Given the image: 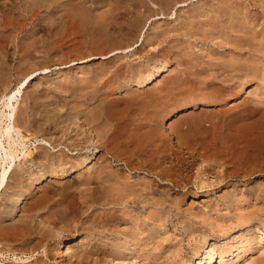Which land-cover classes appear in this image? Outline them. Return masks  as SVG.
<instances>
[{
    "label": "rangeland",
    "instance_id": "374dc122",
    "mask_svg": "<svg viewBox=\"0 0 264 264\" xmlns=\"http://www.w3.org/2000/svg\"><path fill=\"white\" fill-rule=\"evenodd\" d=\"M12 1L0 0L2 8L10 3L17 8L13 14L0 12L4 15L0 24L9 23L14 29H0V98L21 89L13 104L22 124L19 128L29 139L26 150L33 158L43 153L47 159L38 157L40 160L24 164L25 168L23 159L6 189L0 190V264H119L122 254L116 248L127 239L131 243L120 249L124 264H198L200 259L205 261L206 252L213 255L212 264H264V0H142L144 6V2L137 5L127 20L118 16L110 27L106 18L98 17L108 6L97 8L102 12L95 9L98 16L93 14L90 20H58L46 7L50 0H35L44 4L40 10L35 2L33 6L34 0ZM236 18L242 20L235 22ZM247 23L252 28H246ZM235 46L240 47L239 53ZM225 61L232 65L226 63V67ZM243 61L253 66L238 72L239 80L234 69ZM161 66L166 70L160 77L140 87ZM27 78V84L31 81L28 87L23 85ZM243 82L249 92L242 96L238 89ZM193 103L197 107L171 115ZM43 138L51 143L37 141ZM45 171L49 177L38 186ZM129 185L137 190L141 186L143 200L161 197L163 205L153 206L156 203L146 199L145 206L138 208L127 197L134 190ZM150 186L151 190L145 189ZM19 193L26 200L19 202L12 215H6L8 197L17 199ZM155 193H159L157 197ZM95 199L101 206L93 203ZM150 227L157 229L152 232ZM117 230L124 240H119ZM81 236L89 241L79 254L75 249L65 254L57 250L61 240L67 243ZM221 257L225 259L221 261Z\"/></svg>",
    "mask_w": 264,
    "mask_h": 264
},
{
    "label": "bare ground",
    "instance_id": "6f19581e",
    "mask_svg": "<svg viewBox=\"0 0 264 264\" xmlns=\"http://www.w3.org/2000/svg\"><path fill=\"white\" fill-rule=\"evenodd\" d=\"M30 1V3H31V1L32 0H29ZM40 1V0H39ZM38 1V2H39ZM44 1H46V0H44ZM223 1H227V0H223ZM244 1H246V0H244ZM260 1V0H259ZM262 1V0H261ZM260 1V2H261ZM4 2V1H3ZM11 2V1H10ZM12 2H14V0L12 1ZM16 3H17V0L15 1ZM20 2V1H19ZM18 2V3H19ZM26 4L25 5H27V3H28V1L26 2V1H24ZM34 2H35V0L32 2L33 3V6H34ZM41 2H43V1H41ZM49 2V1H48ZM50 2H51V4H49V5H46V7H47V9L49 10V9H51V10H53L56 14L55 15H57V16H55L54 18H58V17H67L66 19H71V20H77V19H79V21H80V19L81 18H87V19H85V20H90V18L88 19V17H90V16H93V14L95 15V16H98V14L96 13V11L97 10H99V9H97V8H99V6H100V8L102 7V9H104L103 7L104 6H108V8L105 10V11H100L99 10V12H102L101 13V15L100 16H98V17H103L104 18V20H105V18H106V20L108 21L106 24H108L107 25V27H110V26H113V22L115 23V21H113V20H116V18L117 19H122V17H124L126 20L128 19V18H126V16L128 17V15H129V13H134V9H135V7L138 5V6H140V3L142 4V2H144L143 3V6L145 5V3H146V1H142V0H50ZM169 2V1H168ZM172 1H170V3H171ZM181 2H182V0H181ZM228 2V1H227ZM235 2H237V1H235ZM15 3V4H16ZM17 3V4H18ZM21 3H23V2H21ZM160 3V2H159ZM186 3V2H185ZM219 3H221V2H219L218 1V3L217 4H219ZM241 3H243V2H241ZM259 3V2H258ZM12 4H14V3H12ZM24 4V3H23ZM23 4H21L22 6H23ZM35 4H36V6L37 5H39V3L37 4V1L35 2ZM43 3H40V5H42ZM46 4H48V3H46ZM148 4V3H147ZM173 4V3H172ZM209 4H211V3H209ZM224 4H226V3H224ZM229 4V3H228ZM233 4H234V1H233ZM240 3L238 2V5L236 6V7H239L240 5H239ZM253 4V3H252ZM254 4H256V3H254ZM262 4H264V2L262 3ZM31 5V4H30ZM39 5V6H40ZM44 5V4H43ZM150 5V4H149ZM166 5V4H165ZM167 5H168V3H167ZM243 5H245V4H243ZM242 5V7H244ZM5 6V4H3V7ZM8 4H6V6L4 7V8H2L1 6H0V12L2 11V13L4 12L5 13V15L6 14H13V12L15 11V10H17V8H14V6L13 5H11V3H10V5L8 6ZM29 6V5H28ZM137 6V7H138ZM142 6V5H141ZM161 6V5H160ZM184 6V5H183ZM208 6H210V5H208ZM212 6V5H211ZM216 6V5H215ZM227 6V5H226ZM251 6V5H250ZM253 6V5H252ZM255 6V5H254ZM257 6V5H256ZM262 6V5H261ZM264 6V5H263ZM262 6V7H263ZM27 7V6H26ZM25 7V9H28V8H26ZM32 7V6H31ZM31 7H29V8H31ZM35 7V6H34ZM153 7V6H152ZM163 7H165V6H163ZM168 7H170L169 5H168ZM194 7H195V5H194ZM199 8L197 9V12L199 11V9H200V6H198ZM218 7H222L221 6V4H220V6L218 5ZM218 7H216V8H218ZM227 7H229V6H227ZM232 7V6H231ZM236 7H234V5H233V9L234 8H236ZM33 8V7H32ZM38 8V7H37ZM40 8H41V6L39 7V10H40ZM106 8V7H105ZM147 8V7H146ZM145 8V9H146ZM210 8H213V7H210ZM220 8H218V9H220ZM223 8V7H222ZM226 8V7H225ZM247 8V7H246ZM20 9L22 10V8L20 7ZM46 9V8H45ZM46 9V10H47ZM95 9H97L96 11H94ZM151 9V8H150ZM166 9H168V8H166ZM192 9V8H191ZM208 9H209V7H208ZM226 9H228V8H226ZM230 9V8H229ZM228 9V10H229ZM45 10V11H46ZM161 10H162V8H161ZM210 10V9H209ZM221 10V12L223 11V10H225V9H220ZM231 10L232 9H230L229 11L231 12ZM243 10V9H242ZM149 11V10H148ZM151 11V10H150ZM193 11V10H192ZM192 11H190V12H192ZM204 11H206V10H204ZM214 11V10H213ZM217 11V10H216ZM215 11V12H216ZM226 11V10H225ZM235 11H237V10H235ZM26 12H27V10H26ZM29 12V11H28ZM141 12H142V10H141ZM140 12V13H141ZM159 12V11H158ZM161 12V14H162V11H160ZM165 12V11H164ZM189 12V11H188ZM189 12V13H190ZM201 12V11H200ZM227 12V11H226ZM230 12H229V14H230ZM238 12V15H240L241 13L239 12V10L237 11ZM237 12H236V14H237ZM166 13H167V11H166ZM192 13H195V12H192ZM203 13V12H202ZM209 13V12H208ZM217 13H219V12H217ZM225 12H223L222 14H224ZM240 13V14H239ZM53 14V13H52ZM137 14V13H136ZM145 14V13H144ZM191 14V13H190ZM196 14V13H195ZM194 14V15H195ZM199 14V13H198ZM205 14V13H204ZM221 14V13H220ZM228 14V13H227ZM233 14V13H232ZM243 14V13H242ZM142 15V14H141ZM146 15V14H145ZM162 15H164V14H162ZM166 15V14H165ZM189 15V14H188ZM200 15H201V13H200ZM1 17L2 16H4V15H0ZM12 16V15H11ZM118 16H121V17H119L118 18ZM134 16H135V14H134ZM143 16V15H142ZM152 16V15H151ZM197 16V15H196ZM195 16V17H196ZM6 17V16H5ZM4 17V18H5ZM49 17V16H48ZM189 18H190V16H188ZM200 17V16H199ZM218 17H219V14H218ZM27 18V17H26ZM56 18V19H57ZM60 18V19H61ZM97 18V17H96ZM123 18V19H124ZM140 18H141V16H140ZM154 18V17H153ZM193 18V17H192ZM198 18V17H197ZM215 18V17H214ZM222 18V17H221ZM229 18H230V16H229ZM238 18V17H237ZM235 19L234 21L235 22H237V20L238 19ZM242 18V17H241ZM7 19V18H6ZM5 19V20H6ZM65 19V20H66ZM123 19H122V21H123ZM234 19V18H233ZM233 19H232V21H233ZM245 19V18H244ZM26 20V19H25ZM29 20H31V19H29ZM38 20H40V18L38 19ZM42 20H45V19H42ZM58 20H59V18H58ZM64 20V19H63ZM82 20H84V19H82ZM126 20H124V21H126ZM199 20V19H198ZM201 20H203V19H201ZM239 20H242V19H240L239 18ZM238 20V21H239ZM27 21H28V19H27ZM61 21V20H60ZM79 21H78V23H79ZM221 21V20H220ZM231 21V22H232ZM244 21V20H243ZM37 22V21H36ZM42 22V21H41ZM62 22V21H61ZM60 22V23H61ZM74 22H77V21H74ZM73 22V23H74ZM85 22V21H84ZM121 22V21H120ZM136 22V21H135ZM141 22V21H140ZM207 22V21H206ZM223 22V21H222ZM241 22V21H240ZM247 22V21H246ZM55 23V22H54ZM103 23H105V22H103ZM102 23V24H103ZM110 23H111V25H110ZM116 23H117V21H116ZM197 23V22H196ZM214 23H216V22H214ZM234 23V22H233ZM68 24V23H67ZM91 24V23H90ZM98 24V23H97ZM128 24V23H127ZM218 24V22L216 23V25ZM227 24V23H226ZM225 24V25H226ZM235 24V23H234ZM242 24H245V23H242ZM248 24V23H247ZM15 25V24H14ZM36 25V24H35ZM110 25V26H109ZM120 26H119V28H124V26H123V24L121 25V24H119ZM132 25V24H131ZM194 25V24H193ZM215 27H216V25L215 24H213ZM219 25H223L221 22H220V24ZM237 25V24H236ZM241 25V24H240ZM246 25V24H245ZM51 26V25H50ZM127 26V25H126ZM200 26V25H199ZM204 26H205V24H204ZM214 26H213V28H214ZM227 26V25H226ZM232 26V25H231ZM231 26H229L231 29H232V27ZM234 26V25H233ZM239 26V25H238ZM242 26V25H241ZM250 25L248 24V26H246V28L247 27H249ZM13 27V26H12ZM11 26H10V24L9 23H6V24H0V29L1 30H9V31H13L14 29L12 28ZM23 27H24V25H23ZM94 27V26H93ZM202 27V26H201ZM211 27H212V25H211ZM221 27V26H220ZM219 27V28H220ZM228 27V28H229ZM240 27V26H239ZM239 27H238V29H239ZM243 28H244V25L242 26ZM251 27V26H250ZM15 28H18V27H15ZM32 28V27H31ZM105 28H106V26H105ZM203 28V27H202ZM218 28V27H217ZM222 28H224V25H223V27H221V31H222ZM235 28H236V26H235ZM246 28H245V30H246ZM252 28V27H251ZM42 29V28H41ZM41 29H39V30H41ZM56 29H58L57 27H56ZM196 29V28H195ZM201 29V28H200ZM237 29V30H238ZM29 30V29H28ZM43 30H44V28H43ZM46 30V29H45ZM199 30V29H198ZM210 30V29H209ZM214 30V29H213ZM229 30V29H228ZM236 30V31H237ZM240 30H241V28H240ZM244 30V31H245ZM250 30V29H249ZM254 30V29H253ZM30 31V30H29ZM32 31V30H31ZM42 31V30H41ZM40 31V32H41ZM50 31V30H49ZM54 31V30H53ZM56 31V30H55ZM58 31V30H57ZM61 31V30H60ZM20 32V31H19ZM23 32V31H22ZM206 32V31H205ZM240 32V31H239ZM246 32H248V34H251L248 30L247 31H245V32H243L244 34L246 33ZM253 32V31H252ZM15 33V32H14ZM45 33V32H44ZM217 33V32H216ZM19 34V33H18ZM55 34V33H54ZM53 34V35H54ZM247 34V33H246ZM247 34V35H248ZM57 35V34H56ZM252 35H253V33H252ZM254 35H255V31H254ZM215 36V35H214ZM213 36V37H214ZM223 36H224V33H223ZM243 36H245V35H243ZM221 40V39H220ZM242 41V40H241ZM246 42H247V40H245ZM244 41V42H245ZM229 41H227V43H228ZM233 42V41H232ZM231 42V43H232ZM235 42V41H234ZM240 43V42H239ZM245 44V43H244ZM248 45V44H247ZM249 45H250V43H249ZM233 47H234V45H232ZM248 47V46H247ZM252 47V46H251ZM235 48H236V46H235ZM240 48V47H239ZM239 48H236V50H237V52H238V49ZM243 48H241L240 50H242ZM247 49V48H246ZM232 50V49H231ZM235 50V49H234ZM232 52V51H231ZM241 52H243V51H241ZM239 53V52H238ZM247 53V52H246ZM243 54V53H242ZM251 54V53H250ZM232 55V54H231ZM238 55V54H237ZM245 55V54H244ZM252 55V54H251ZM219 56V55H218ZM256 56V55H255ZM237 58H238V56H236ZM240 57H241V54H240ZM245 57V56H244ZM252 57H254V56H252ZM262 57V56H261ZM257 58V57H256ZM258 58H259V56H258ZM264 58V57H263ZM221 59V58H220ZM223 59V58H222ZM260 59H262V58H260ZM219 60V59H218ZM229 60V59H228ZM241 60V59H240ZM254 60V59H253ZM232 61V60H231ZM235 61H237V60H235ZM250 61V60H249ZM257 61V60H256ZM230 62V61H229ZM228 62V63H229ZM244 62L245 61H243V64H240V65H238V67L236 68L235 67V69H234V72L236 73V75H239V73L238 72H241V71H243L244 69H247V67H249L250 68V66L249 65H251V64H244ZM254 62H255V60H254ZM208 63V62H207ZM221 63V62H220ZM227 62L225 61V64H226ZM227 63V64H228ZM232 63H234L233 61H232ZM209 64V63H208ZM216 64V63H215ZM224 64V65H225ZM227 64H226V67H227ZM235 64V63H234ZM234 64H233V66H232V68H234ZM236 64H238L237 62H236ZM211 65V64H210ZM220 65H223V63H221ZM228 65H232L231 63H229ZM216 66V65H215ZM229 66V67H230ZM253 65H251V67H252ZM254 66H256V64L254 65ZM220 67V66H219ZM224 67V66H223ZM228 67V68H229ZM258 67L259 66H257V69H258ZM212 68V67H211ZM256 68V67H255ZM216 69V68H215ZM223 69V68H222ZM222 69H220V70H222ZM225 69V68H224ZM223 69V70H224ZM229 69H231V68H229ZM252 69H254V67L252 68ZM251 69V70H252ZM256 69V70H257ZM166 69L164 68V67H162L161 66V68H158L156 71V73H154V74H152V75H150L148 78H146L145 80V82L144 83H142V84H140V87H147L150 83H153L154 81H156L159 77H160V75H161V73L163 72V71H165ZM219 70V69H218ZM227 70V72H228V69H225V71ZM233 70V69H232ZM232 70L230 71V72H232ZM250 70V69H249ZM255 70V72H257ZM209 71V70H208ZM245 71V70H244ZM247 71H248V69H247ZM246 71V72H247ZM259 71V70H258ZM206 72V71H205ZM255 72H253V73H255ZM217 73V72H216ZM248 73V72H247ZM252 73V74H253ZM229 74V73H228ZM251 74V73H250ZM232 75V74H231ZM234 75V74H233ZM236 75H234V77L236 76ZM241 75V74H240ZM239 75V77H238V79L240 80L241 78V76ZM244 75H245V73H244ZM243 75V76H244ZM247 75V74H246ZM255 75H256V73H255ZM230 76V75H229ZM248 76H249V73H248ZM253 76V75H252ZM237 77V76H236ZM256 77V76H255ZM233 78V77H232ZM245 78V77H244ZM233 80V79H232ZM237 80V79H236ZM27 81H28V78L26 79V81L23 83V85L24 86H26V87H28L29 86V83L31 82H29L28 84H27ZM227 82V81H226ZM235 82V81H234ZM233 82V83H234ZM241 82H242V80H241ZM54 83H56V82H54ZM244 83V82H243ZM225 84V83H224ZM238 84H242V83H238ZM58 85V84H57ZM235 85V84H234ZM235 86H237V84L235 85ZM248 85H246L245 83L244 84H242L240 87H239V89H238V95H242V94H245V93H247V92H249V90H248V88L249 87H247ZM40 87V86H39ZM231 87V86H230ZM236 89V88H235ZM253 89H255V87L253 88ZM256 89H257V86H256ZM12 91L13 90H11L10 92H8V93H3V95H2V97L0 98L1 99V105H0V190L2 191V190H4V189H6V187L8 186V184H9V181H10V178L12 177V174H13V172H17V171H15L16 170V168H17V166H19L20 164H22V161H23V159H25L24 160V163L22 164L23 166H24V164H26L27 162H29V161H35V159L36 160H40L38 157H41V159L43 158V159H47V156L44 154L43 155V153H41V154H39V155H37V157H35V158H33L32 157V153H29L26 149H27V143H29V139H27L25 136H24V134H23V132H22V130L19 128V125L21 126L22 124H19V122H18V120H20V119H18L17 117H19V115L17 116V110H16V107H15V105L13 104V100L16 98V96H17V92H19V93H21V89H18L16 92L14 91V93H12ZM250 91H252V90H250ZM37 92L39 93V91H36V94H37ZM228 92V91H227ZM10 93H12V94H10ZM10 94V95H9ZM35 95V94H34ZM230 95V94H229ZM243 96V95H242ZM34 97V96H33ZM235 97V96H234ZM234 97H232V98H234ZM236 99V98H235ZM238 99V98H237ZM230 100V99H229ZM226 101V100H225ZM208 102V101H207ZM227 102V101H226ZM226 102H224V103H226ZM196 103V102H195ZM195 103H193V104H189V105H183L182 107H180L177 111H175V112H173L171 115L172 116H174V115H176L178 112H180V111H183V110H187L188 108H190V107H197L196 105H195ZM220 103H222L221 101H220ZM230 103V102H229ZM264 114V113H263ZM74 115V114H73ZM76 116H79V115H77L76 114ZM264 116V115H263ZM75 117V116H74ZM73 117V119H75ZM262 117V116H261ZM69 118H70V116H69ZM68 118V120H70ZM18 119V120H17ZM71 119H72V117H71ZM76 120V119H75ZM78 120V119H77ZM49 121V120H48ZM23 122V121H22ZM21 122V123H22ZM66 122H67V120H66ZM76 122V121H75ZM26 123H28L27 125H29L30 123L29 122H26ZM72 123L74 124V121H72ZM32 124V123H31ZM63 124V123H62ZM76 124V123H75ZM74 124V125H75ZM78 126H80L79 124H77ZM25 126H26V124H25ZM31 126V125H30ZM27 128H29V126H27ZM42 128V127H41ZM78 128V127H77ZM64 130V129H63ZM67 131V130H66ZM64 133V132H63ZM67 133V132H66ZM69 134V133H68ZM64 136H65V134H64ZM37 141H39L41 144H45V143H49L48 141H46L44 138L43 139H37ZM53 142V141H52ZM82 142V141H81ZM51 143V142H50ZM55 143V142H54ZM58 142H56V144H57ZM80 144V143H79ZM72 145V144H71ZM74 145V144H73ZM58 146V145H57ZM248 146V145H247ZM252 149V148H251ZM38 154V153H37ZM20 163V164H19ZM72 164V163H71ZM21 165V166H22ZM22 166V167H23ZM21 167V168H22ZM24 168H25V166H24ZM23 168V169H24ZM89 167H87V169H88ZM136 168V167H135ZM26 171H27V169H25ZM26 171H25V174H26ZM29 171V170H28ZM27 171V172H28ZM63 171V170H62ZM67 171V170H66ZM154 171V170H153ZM156 171V170H155ZM171 171V170H170ZM169 171V172H170ZM19 172V171H18ZM20 172H21V170H20ZM151 172V171H150ZM164 172H166V171H164ZM163 172V173H164ZM61 174H62V172H60ZM59 173V174H60ZM63 173H64V171H63ZM30 174V173H29ZM65 174H69V172L68 173H64V175ZM63 175V176H64ZM169 175V174H168ZM59 176H61V175H59ZM103 176V175H102ZM161 176V175H160ZM24 177V176H23ZM22 177V178H23ZM40 177H42V178H40L39 180L40 181H38L37 182V185L38 186H40L41 184L43 185V183L48 179V177H49V174L47 173V171H45V173H43V175L42 176H40ZM108 177V176H107ZM110 177V176H109ZM109 177H108V180H109ZM111 177H113V176H111ZM158 177V176H157ZM164 177V176H163ZM17 178H19V177H17ZM16 178V179H17ZM21 178V179H22ZM106 178V177H105ZM170 178V177H169ZM112 179V178H111ZM161 179V178H160ZM173 179V178H172ZM90 180H91V177H90ZM107 180V181H108ZM117 180H118V178H117ZM117 180H115V181H117ZM137 180V179H136ZM89 181V180H88ZM95 182V181H94ZM135 182H137V183H135ZM134 183L135 184H138V181H135ZM169 182V181H168ZM84 183V182H83ZM91 183V182H90ZM114 183V182H113ZM116 183V182H115ZM118 183V182H117ZM120 183H121V181H120ZM129 183V182H128ZM143 183V182H142ZM171 183V182H170ZM80 184V183H79ZM78 184V185H79ZM102 184V183H101ZM126 184V183H125ZM140 184V183H139ZM147 184V183H146ZM145 184V185H146ZM166 184V183H165ZM115 185V184H114ZM121 185V184H120ZM127 186H128V184H126ZM143 185V184H142ZM148 185H151L150 183H148ZM147 185V186H148ZM37 186V188H39ZM116 186V185H115ZM119 186V185H118ZM122 186V185H121ZM133 186V185H132ZM139 186V185H138ZM138 186H136V187H138ZM144 186V185H143ZM152 186V185H151ZM151 186L149 187V188H145V189H149V190H151L150 188H151ZM106 187V186H105ZM131 186L129 185V188H130ZM134 187V186H133ZM141 187V186H140ZM139 187V188H140ZM145 187V186H144ZM209 187H211L210 185H209ZM93 188V187H92ZM98 188V187H97ZM96 188V189H97ZM117 188V187H116ZM128 188V189H129ZM132 188V187H131ZM130 188V189H131ZM139 188H138V190L137 189H135V188H132V189H134V190H131L130 192L131 193H129L128 192V194H127V191L128 190H124L125 191V193L127 194V197L129 198V197H131V198H133L132 199V201H134V203L135 204H137V206H138V208H140V207H144L145 205V203H147V201H151L152 203H156V204H153V206L154 205H157V204H159V205H163V202L162 203H160L159 202V200H160V198L159 199H157V200H155V199H153L152 198V200H149L148 198H146L147 199V201H146V199L144 198V200H143V197H146L145 195H144V193L142 192H139L140 190H139ZM155 188V187H154ZM94 189V188H93ZM100 189V188H99ZM107 188H105V189H103V192L106 190ZM113 189H114V187H113ZM118 190H119V188H117ZM116 189V190H117ZM122 189H123V186H122ZM120 190L121 192L123 191V190ZM126 189V188H125ZM129 189V190H130ZM141 189V188H140ZM142 189H144V188H142ZM158 189V188H157ZM111 190H112V188H111ZM117 190V191H118ZM148 190V191H149ZM97 191H99V190H97ZM147 191V192H148ZM252 191V190H251ZM94 192H95V190H94ZM109 192H111L109 189H108V194H110ZM147 192H146V194H147ZM153 192V191H152ZM151 192V193H152ZM255 192H259V191H255ZM262 192V191H261ZM23 193V192H22ZM21 193V194H22ZM96 193V192H95ZM98 193V192H97ZM96 193V194H97ZM123 193V192H122ZM159 193H161V192H159ZM159 193H157V194H159ZM163 193V192H162ZM20 193H19V195H20V197L19 198H17V199H15V198H9L8 197V199H9V206L7 205V208H8V211L6 212V215L8 214V216L9 215H12L13 213H14V210H15V208L19 205V202H21L23 199H25L26 197L24 196V195H21ZM100 194V193H99ZM150 194V193H149ZM156 193H155V196L157 195ZM166 194V193H165ZM164 194V195H165ZM229 193H227V195H228ZM251 194V193H250ZM259 194H260V192H259ZM258 194V195H259ZM261 194H264L263 192L261 193ZM260 194V195H261ZM92 195H94V194H92ZM104 195H105V193H104ZM104 195H103V197H104ZM112 195H113V192H112ZM111 195V196H112ZM148 195V194H147ZM153 195V194H152ZM161 195V194H160ZM168 195V194H167ZM256 195V194H255ZM110 196V195H109ZM119 196V195H118ZM253 196V195H252ZM15 197V196H14ZM89 197V196H88ZM97 196H95V198H96ZM99 197H101V196H99ZM103 197H101L102 199H103ZM107 197V196H106ZM148 197V196H147ZM157 197V196H156ZM170 197V196H169ZM113 198H114V196H113ZM118 198H120V197H118ZM131 198H129V199H131ZM166 198V197H165ZM234 198V197H233ZM88 199V198H87ZM90 199H91V197H90ZM100 199V198H99ZM106 199V198H105ZM115 199V198H114ZM167 199V198H166ZM26 200V199H25ZM24 200V201H25ZM101 200V199H100ZM108 200H110V197L108 198ZM126 200V199H125ZM124 200V201H125ZM162 201H163V199H161ZM232 201L234 200V199H231ZM242 200V199H241ZM103 201V200H102ZM113 201V200H112ZM111 200L109 201V203L110 202H112ZM146 201V202H145ZM238 201V200H237ZM126 202H128V200L126 201ZM131 202V201H130ZM93 203H95V205H97V204H100V206H101V203H100V201L99 200H97V199H95V200H93ZM93 203H92V205H93ZM107 203V202H106ZM114 203V202H113ZM119 203V202H118ZM164 203H167L166 201L164 202ZM6 204V203H5ZM110 204H112V203H110ZM116 204V203H115ZM170 205H171V203H169ZM91 205V204H90ZM106 205V204H105ZM107 205H109V204H107ZM119 205H121V204H119ZM124 206H125V204H123ZM132 205H133V203H132ZM170 205H168V206H170ZM6 206V205H5ZM99 206V205H98ZM98 206H97V208H98ZM118 206V205H117ZM127 206V205H126ZM167 206V207H168ZM171 206H173V204L171 205ZM174 206H175V204H174ZM90 207V206H89ZM93 207H94V205H93ZM116 207V206H115ZM114 206H113V208H115ZM132 208L133 207H135V205L134 206H131ZM150 207H151V204H150ZM6 208V207H5ZM7 208H6V210H7ZM19 208V207H18ZM106 208H107V206H106ZM109 208H111L110 206H109ZM108 208V209H109ZM118 208V207H117ZM170 208V207H169ZM118 209H120V207L118 208ZM129 209V208H128ZM135 209V208H134ZM133 209V210H134ZM137 209V208H136ZM150 209V208H149ZM148 209V210H149ZM176 209V208H175ZM2 210V209H1ZM99 210V209H98ZM106 210V209H105ZM130 210V209H129ZM132 210V211H133ZM159 210H161V208L159 209ZM166 210V209H165ZM170 210H171V208H170ZM92 211H95L96 212V210H92ZM102 211V210H101ZM100 211V212H101ZM107 211V210H106ZM110 211H111V209H110ZM120 211V210H119ZM141 211V210H140ZM151 211H153V210H151ZM155 211H157V210H155ZM162 211H164V209H162ZM99 212V211H98ZM98 212H96L97 214H98ZM104 212V211H103ZM108 212V211H107ZM115 212V211H114ZM117 212V211H116ZM122 212V211H121ZM124 212H125V210H124ZM127 212H128V210H127ZM127 212H125V213H127ZM130 212L131 211H129V214H130ZM134 212V211H133ZM139 211H137L136 212V214L138 213ZM143 212V211H142ZM158 212V211H157ZM157 212H155L156 213V215H157ZM159 212H161V211H159ZM165 212V211H164ZM170 212V211H169ZM177 212H178V210H177ZM176 212V213H177ZM92 213H94V212H92ZM92 213H90V214H92ZM150 213V212H149ZM154 213V212H153ZM154 213V214H155ZM2 214H4V213H2ZM103 214V213H102ZM110 214V213H109ZM139 214H141V213H139ZM152 213H150V216L152 217V215H151ZM153 214V215H154ZM158 214H160V213H158ZM162 214H164V213H162ZM167 214V213H166ZM171 214H174V213H171ZM114 215H116V213L114 214ZM119 215V214H118ZM127 215V214H126ZM138 215V214H137ZM149 215V214H148ZM169 215V214H168ZM168 215H165V216H168ZM110 216H112V215H110ZM132 216V215H131ZM143 216V215H142ZM150 216H148V217H150ZM164 216V215H163ZM177 216V215H176ZM89 217V216H88ZM94 217H96V215L94 216ZM98 217V216H97ZM108 218H109V216H107ZM120 217V216H119ZM126 217V216H125ZM135 217H136V215H135ZM135 217H133V219H135ZM141 217V216H140ZM139 217V218H140ZM145 217H147V215L145 216ZM150 217V218H151ZM170 217V216H169ZM251 218H252V216H250ZM256 217V216H255ZM91 218V217H90ZM112 218V217H111ZM110 218V219H111ZM160 218V217H159ZM158 218V219H159ZM164 218V217H163ZM162 218V219H163ZM166 218H168V217H166ZM175 218V217H174ZM244 218H246L247 219V217H244ZM260 218V217H259ZM259 218H258V220H259ZM92 219H93V217H92ZM102 218L100 217V219H99V217H98V219L97 220H101ZM109 219V220H110ZM116 219H117V217H116ZM126 219V218H125ZM133 219H132V221H133ZM142 219V218H141ZM152 220H153V217L151 218ZM250 219V218H249ZM94 220H95V218H94ZM106 220V219H105ZM104 220V221H105ZM112 220V219H111ZM114 220V219H113ZM120 220H121V218H120ZM122 220H123V218H122ZM130 220L131 219H129V222H130ZM145 220V223H146V219H144ZM143 220V221H144ZM165 220V219H164ZM168 220V219H167ZM171 220V219H170ZM243 220V222H244V219H242ZM252 220V219H251ZM263 220V219H262ZM261 220V221H262ZM128 221V220H127ZM139 221V220H138ZM141 221V220H140ZM142 221V222H143ZM160 220H158V222H159ZM163 221V220H162ZM246 221L247 220H245V223H246ZM248 221H250V220H248ZM86 222H88V221H86ZM90 223L91 222H93V220L92 221H89ZM101 222V221H100ZM99 222V223H100ZM103 222V221H102ZM157 222V223H158ZM168 222V221H167ZM171 222V221H170ZM251 222H253V221H251ZM255 222H256V220H255ZM259 222H260V220H259ZM96 223H98V222H96ZM107 223H108V220H107ZM112 223V222H111ZM144 223V222H143ZM150 223V222H149ZM152 223H155V221H153ZM160 223V222H159ZM165 223V222H164ZM187 223V222H186ZM190 223V222H189ZM261 223V222H260ZM116 224H118V223H116ZM122 224V223H121ZM134 224V223H133ZM163 224V223H162ZM162 224H160L161 226H162ZM176 224V223H175ZM239 224H240V222H239ZM241 224H243V223H241ZM240 224V225H241ZM262 224V223H261ZM91 225H93V224H91ZM115 225V224H114ZM126 225H127V223H126ZM131 225V224H130ZM130 225H128V226H126V227H128L129 228V226ZM139 225V224H138ZM152 225V224H151ZM164 225V224H163ZM237 225V224H236ZM235 225V226H236ZM245 225H247V224H245ZM258 225V224H257ZM260 225V224H259ZM263 225H264V223H263ZM97 226V225H96ZM101 226H107V225H103V224H101ZM100 226V227H101ZM123 226V225H122ZM134 226H136V225H134ZM142 226V225H141ZM147 226V225H146ZM154 226H156V225H154ZM153 225H152V228L154 227ZM168 226V225H167ZM167 226H165V227H167ZM185 226V225H184ZM130 227H132V226H130ZM148 227H149V225H148ZM159 227V226H158ZM164 226H163V228H165ZM188 227H192V225L190 226H188ZM187 227V229H190V228H188ZM227 227V226H226ZM233 227H234V225H233ZM237 227V226H236ZM241 227V226H240ZM4 228V227H3ZM99 228V227H98ZM102 228V227H101ZM105 228H107V227H105ZM113 228V227H112ZM128 228H127V230H128ZM135 228L136 227H134V229L133 228H131V230L133 229V232L135 231ZM142 228H144V227H142ZM142 228H141V230H142ZM152 228L150 227V229L149 230H152ZM217 228V227H216ZM139 229V228H138ZM138 229H136V231L138 230ZM154 229H157L156 227L154 228ZM153 229V230H154ZM162 229V228H161ZM198 229V228H197ZM97 230V229H96ZM99 230H100V228H99ZM104 230V229H103ZM102 230V231H103ZM112 230H114V229H112ZM120 230V229H119ZM119 230H117L118 231V233H120V232H122V231H120L119 232ZM146 230H147V228H146ZM152 230V232H154ZM166 230V229H165ZM106 231V230H105ZM148 231V230H147ZM158 231V230H157ZM187 230H185V232H186ZM195 231V230H194ZM199 231V230H198ZM201 231V230H200ZM110 232V231H109ZM126 232H129V231H126ZM149 232H151V231H149ZM159 232V231H158ZM163 232H164V230H163ZM216 232V231H215ZM94 233H96L97 234V232H94ZM101 233V232H100ZM115 233V232H114ZM196 233V232H195ZM48 234V233H47ZM46 234V235H47ZM95 234V235H96ZM107 234H108V231H107ZM112 234H113V232H112ZM125 234V233H124ZM129 234H130V232H129ZM136 234V233H135ZM157 234V233H156ZM193 234H194V232H193ZM198 234V233H197ZM120 235V237H119V240L121 241V237H122V239H123V234L122 233H120V234H118L117 236H119ZM133 235H134V233H133ZM137 235V234H136ZM151 235V234H150ZM153 235H154V233H153ZM152 235V236H153ZM43 236H45V235H43ZM42 236V237H43ZM109 236V235H108ZM108 236H107V238H108ZM116 236V235H115ZM125 236V235H124ZM129 236V235H128ZM132 236V235H131ZM201 236V235H200ZM203 236H204V234H203ZM202 236V237H203ZM206 236V235H205ZM93 237V236H92ZM103 237V236H102ZM106 237V236H105ZM134 237V236H133ZM140 237V236H139ZM212 237V236H211ZM158 238V237H157ZM156 237H155V239H157ZM210 238V237H209ZM44 239V238H43ZM104 239V238H103ZM102 239V240H103ZM117 239V238H116ZM132 239V238H131ZM134 239V238H133ZM248 239V238H247ZM45 240V239H44ZM86 240H88L89 241V239L87 238H84V236L82 237H78V239H76V240H73V241H70V242H67V243H65V241L64 240H61L58 244H57V250H59L60 252H61V254H65V252H68L69 253V250L71 249V251H72V249H75L74 251H77V253L79 254V250L81 249V248H85V246L87 245V243H86ZM93 240V239H92ZM96 240V239H95ZM99 240V239H98ZM105 240H106V238H105ZM108 240H109V238H108ZM118 240V241H119ZM124 240V239H123ZM125 240H126V238H125ZM128 241V243L127 242H122L121 241V244H119V246L116 248V249H118V251L122 254V255H120V257L118 258V259H120V263H123V257H124V254L122 253L123 251H120V249H122L123 247V250L125 249V246H127L129 243H131V241H129V239H127ZM203 240H204V238H203ZM208 240V239H207ZM206 240V241H207ZM227 240V239H226ZM107 241V240H106ZM114 241V240H113ZM201 241V240H200ZM225 241V240H224ZM248 241V240H247ZM98 242V241H97ZM102 242V241H101ZM115 242V241H114ZM136 242V241H135ZM204 242V241H203ZM246 242V241H245ZM244 242V243H245ZM95 243H96V241H95ZM106 243V242H105ZM109 243V242H108ZM112 243V242H111ZM119 243V242H118ZM232 243V242H231ZM249 243V242H248ZM117 244V243H116ZM137 244V243H136ZM223 244V243H222ZM224 244L226 245V242H224ZM246 244V243H245ZM251 244V243H250ZM92 245V244H91ZM97 245H99L98 243H97ZM102 245H104V244H102ZM110 245V244H109ZM112 245V244H111ZM133 245V244H132ZM138 245V244H137ZM242 245V244H241ZM240 245V246H241ZM244 245V244H243ZM100 246V245H99ZM106 246V245H105ZM114 246V245H113ZM229 246V245H228ZM231 246V245H230ZM101 247V246H100ZM99 247V248H100ZM108 247H110V246H108ZM112 247V246H111ZM133 247L135 248V246L133 245ZM223 247H224V245H223ZM222 247V248H223ZM90 248V247H89ZM93 248V247H92ZM94 248H95V250H96V248H98V246L96 247V245L94 246ZM103 248V247H102ZM105 248V247H104ZM129 248V247H128ZM127 248V249H128ZM131 248V247H130ZM129 248V249H130ZM7 249V248H6ZM21 249H22V247H21ZM20 249V250H21ZM133 249V248H132ZM137 249V248H136ZM224 249V248H223ZM92 250H94V249H92ZM102 250V249H101ZM100 250V251H101ZM105 250V249H104ZM114 250H115V248H114ZM214 250V249H213ZM212 250V251H213ZM225 250V249H224ZM223 250V251H224ZM229 250V249H228ZM245 250H246V248H245ZM23 251V250H22ZM26 251V250H25ZM25 251H23V252H25ZM70 251V252H71ZM73 251V252H74ZM97 251V250H96ZM106 251V250H105ZM108 251V250H107ZM110 251V250H109ZM134 251V250H133ZM81 252H83V251H81ZM89 252V251H88ZM102 252V251H101ZM130 252H132V251H130ZM195 252V251H194ZM197 252H198V249H197ZM209 252H211L210 250H209ZM242 252V251H241ZM28 253V252H27ZM92 253H94V252H92ZM103 253V252H102ZM101 253V254H102ZM109 253V252H108ZM115 253V252H114ZM113 253V254H114ZM119 253V254H120ZM127 253H128V251H127ZM244 253V252H243ZM242 253V254H243ZM31 254V253H30ZM33 254V253H32ZM67 254V253H66ZM76 254V253H75ZM82 254V253H81ZM90 254V253H89ZM111 254V253H110ZM113 254H111V255H113ZM116 254V253H115ZM114 254V255H115ZM118 254V253H117ZM129 254V253H128ZM131 254V253H130ZM206 254H208L207 255V258L205 259V261L203 262V259H200L199 261H198V264H212V262H214L213 261V255L212 254H210V253H207L206 252ZM205 254V255H206ZM241 254V253H240ZM16 254H14V256H15ZM21 255V254H20ZM70 255V254H69ZM85 255V254H84ZM92 255H94V254H92ZM106 255H109V254H105L104 256H106ZM27 256V255H26ZM60 256V255H59ZM83 256V255H82ZM86 256V255H85ZM89 256V255H88ZM91 256V255H90ZM238 256V255H237ZM240 257H241V255H239ZM72 257V256H71ZM84 257V256H83ZM93 257H96V255H94ZM98 257H101V256H99L98 255ZM97 257V258H98ZM111 257V256H110ZM117 257V256H116ZM126 257V256H125ZM196 257V256H195ZM56 258V257H55ZM68 258V257H67ZM66 258V259H67ZM73 258V257H72ZM86 257H84V259H85ZM104 258V257H103ZM108 258V257H107ZM115 258V257H114ZM220 258V257H219ZM43 260L45 259V258H42ZM52 259V258H51ZM57 259V258H56ZM55 259V260H56ZM87 259V258H86ZM106 259V258H105ZM111 259V258H110ZM126 259H127V257H126ZM225 258L224 257H221V261H223ZM62 260H64V259H62ZM90 260H93L94 261V259L92 258V259H90ZM115 260V259H114ZM42 261V260H41ZM80 261V260H79ZM88 261H89V257H88ZM103 261V260H102ZM116 261V260H115ZM118 261V260H117ZM135 261H136V259H135ZM134 261V262H135ZM43 262V261H42ZM41 262V264H43ZM61 262V261H60ZM65 262V261H64ZM63 262V263H64ZM75 262V261H74ZM78 262V261H77ZM76 262V263H77ZM126 261H124V263H125ZM182 262V261H181ZM35 263V262H34ZM37 263V262H36ZM35 263V264H36ZM57 263H59L58 261H57ZM75 263V264H76ZM81 263V262H80ZM85 263H88V262H85ZM92 263V262H91ZM90 263V264H91ZM106 263V262H105ZM118 263V262H117ZM119 263V264H120ZM123 263V264H124ZM179 263V262H178ZM187 263V262H186ZM62 264V263H61ZM65 264H72V262L71 261H66L65 262ZM77 264H79V262L77 263ZM81 264H83V263H81ZM93 264H94V262H93ZM99 264H102V263H99ZM177 264V263H176ZM180 264V263H179ZM219 264V263H218Z\"/></svg>",
    "mask_w": 264,
    "mask_h": 264
}]
</instances>
